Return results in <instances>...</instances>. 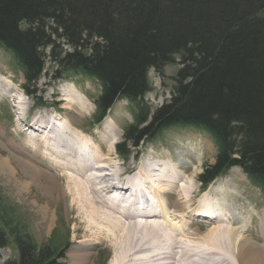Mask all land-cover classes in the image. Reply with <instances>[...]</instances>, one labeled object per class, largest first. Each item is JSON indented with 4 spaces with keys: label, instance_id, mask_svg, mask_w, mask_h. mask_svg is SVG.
Masks as SVG:
<instances>
[{
    "label": "trees",
    "instance_id": "16d2710c",
    "mask_svg": "<svg viewBox=\"0 0 264 264\" xmlns=\"http://www.w3.org/2000/svg\"><path fill=\"white\" fill-rule=\"evenodd\" d=\"M0 46L33 87L47 59L100 79L101 115L119 97L142 99L150 69L164 74L178 59L172 99L153 114L142 108L126 141L138 146L166 126L194 125L220 145L203 183L239 165L264 184V0H0ZM8 246L0 227V249ZM17 246L6 264H64L68 248L57 252L29 235Z\"/></svg>",
    "mask_w": 264,
    "mask_h": 264
},
{
    "label": "rangeland",
    "instance_id": "374dc122",
    "mask_svg": "<svg viewBox=\"0 0 264 264\" xmlns=\"http://www.w3.org/2000/svg\"><path fill=\"white\" fill-rule=\"evenodd\" d=\"M10 57L13 58L10 53L6 52L4 48L0 47V73H5L4 71H7V73H9L7 77L12 78L11 80L14 83V87L16 88L18 87L17 85H22L25 81L20 68ZM180 67L181 65L178 64L177 59V63L167 65V67L165 68V74H159L155 71V69L150 70L149 79L151 83V91H149L142 100V104L145 108H149V111L152 112L153 110L161 106L166 100L171 98L174 86L176 84L175 78L177 77V73L180 70ZM13 68H15V70H12ZM45 69L46 76L42 75L41 77V80L37 86L41 91L38 92L35 100L37 99L38 95H41L43 100L49 102L57 101L61 109L65 111V113H63V116L66 115L64 116L66 117L64 120H66L67 124L69 120H71L73 123H76L75 125L77 127L81 126L85 129L91 128V123L95 120L96 117V113L92 115L95 111V105H93L92 99L90 98V102L92 103L90 109L88 108V101H86L85 99H83V103H81L82 105H85L87 103L85 106H83L84 108L80 103H76V101H73L74 104L72 105V107H68V102L71 98L69 97V87L67 83L72 82L76 84V90L78 91V94L82 95L83 93H85L86 95H91L94 101H96L101 91L99 83L94 79H90L84 75H79L72 72H67L65 74V77H67L66 79L55 81V77L58 74V68L56 67L55 62L50 61L49 59L46 63ZM4 83L5 82L3 79L0 80V89L3 90V96L0 94V99L5 103L10 104L12 108L10 116L15 115L18 118L15 111L16 109L14 108L15 104L13 102V98L10 97V95H12L11 92H14L16 90L15 88H11L7 83ZM63 88L66 89L63 90ZM70 90L71 92L74 91L73 87L70 88ZM66 94L68 96H66ZM33 101L34 100H32V102ZM25 107V102H20L19 108L22 112H24V116L26 114ZM43 108L46 109L48 107L43 106ZM7 111L8 106H4L3 108L1 107V121H6L3 116L7 115ZM40 111L44 110L42 109ZM136 113V104H127L126 102L117 103L111 115L114 123L109 121L110 123L107 124H111L113 125L112 127H116L115 129L117 133H119L117 136L118 140L124 139V131L126 127L133 121V117L135 119ZM44 114L50 115V112L48 111ZM25 122L28 123L26 120ZM18 123L19 122L16 119L12 124H4L2 126L5 130L4 132H2L4 137H2L0 131V159H2V162L0 163L4 165L6 161H9V165H11L10 168L12 170L11 172H0V227L6 230L10 239V246L0 249V264H6L9 260L15 259L18 256L19 251L17 246V239L21 235H29L33 237L39 245H48L50 247H53L57 252L68 247L64 260H61L65 264H111L113 257L118 254H120L121 256H123L122 254L126 255L123 256L122 261L120 260L121 262L119 264L136 263L132 262V259H136L138 262L144 261L148 264H158V262L163 258L168 259L167 264H172V261L178 259L177 254L173 255V253H170L172 252L171 249H167L168 245L170 244V237L166 236V234L164 235L163 233H161L163 235L161 242L164 243L165 246L161 247L162 249L160 250V252L159 250L155 251L152 248L151 244L148 243L151 242V237L147 236L144 241H141L146 244L148 255H134L133 258L130 257L132 255H130L129 253L125 254L127 249L124 251V248L121 252L120 250H118L120 241L123 239V231L119 234V236H117V238L113 237V234L111 233H104L105 237L104 235H99V238L95 237L94 235L97 229H94L92 231L90 230L88 218L83 213L80 214L81 209L79 206L78 209L77 206L72 205V197L67 194L66 199L61 200V192L63 193L64 187L63 190L60 191L61 184L60 182H58L60 180V176L58 177L53 171L46 169L44 170L49 171L47 172L48 174H46L49 177L44 176V179L46 180H44V182L48 186V193L47 196L46 193L43 194V191L41 190V177L39 180L35 179L31 175H26L23 169L25 164L24 157H26V155L22 153V149L25 148L26 150H29L26 140L31 137V134L37 135L38 132L34 129L25 130L26 123ZM12 125L15 127V131L17 132V134H14V132L11 131ZM67 127L69 129V127L71 126L68 125ZM103 127L104 126H100L98 130L91 132L100 137L102 136V132L106 130V128ZM55 128L57 129V127ZM70 129L74 131L72 127ZM117 133L113 132L112 129H108L104 132V136L106 137L105 143L110 149L108 151L111 158L110 162H116V160L113 159L115 155L113 153V149H111L112 147L110 145V142L114 140ZM28 135L30 137H28ZM39 135L41 137H44L45 135L51 136V133L48 134L46 131L45 134ZM72 135V133H69L70 137ZM100 150L101 149L99 146V151ZM135 151L137 152L138 150ZM217 151L218 146L216 141L206 132L189 126H176L164 131L161 135H159L152 142H149L146 146L144 145L142 147L140 159L145 155L153 153L158 159L162 161V165H167V167L173 165H182L179 167V169L182 170L181 173L183 175L186 174L190 176H188L189 178H187L186 180L183 178V182H187L188 179H191L193 175H196L194 180H192L193 182L191 185V190H189L192 192V201L189 199L190 195L187 192L185 197L188 200H184L182 202V204H185L187 206L191 202L190 204H192V207L185 210L186 206L183 205L181 206V209L179 208L180 211H184V213L182 214L183 217L185 215H192L195 209L202 207V205L206 201L207 203L213 201L214 198V201L221 202L222 204H224V206H226L227 204L231 210V213L237 212L238 218L229 217V222L231 223L229 228L234 224V226H236V224L241 222V225L244 226L239 230V233L243 234L250 241L256 243V245L262 247L263 236L262 231L260 230V222L262 223L264 219V191L258 187V182L251 180V178L247 177L241 170L232 169V172L229 171L225 176L220 177L213 183L217 186V192H213V194L211 193L209 195L211 197H207L208 200H203V191H199V189H201V184H199V180L195 181V179L199 175L200 170L195 171L194 168L198 167V164L201 165L202 163V167H204V165L207 163L214 164ZM40 157L42 156H37V160H39ZM150 158L151 156L149 157V159ZM120 163L122 168L127 170L135 169L139 161L138 158L132 159V157H130L126 160L121 158ZM30 164H32L37 169L40 168V170H43V168L37 165V162H34V160L32 161V159H30ZM121 166L119 169L123 171ZM148 169L153 172L149 167ZM40 175L42 174H37V176ZM58 175H60V173H58ZM51 177L57 178L58 181H56V185L55 182L50 181ZM180 178L182 177L180 176ZM55 186H57L56 188H58L57 191L54 188ZM176 190L178 189L176 188L174 190L165 191L166 195L169 194V198L171 197L169 208L171 207V205L178 206V204L176 203V196L174 197L173 195L176 193ZM233 199H235L234 201L236 202H234ZM239 205H241L243 209L238 208ZM231 213H228L226 215H230ZM79 214L80 216H82V218L79 217ZM258 217H261L260 221ZM199 218L203 219V217ZM158 219L161 218H157L156 220ZM187 219L188 218H186L185 220ZM191 219H193V217ZM205 220L193 222L194 225L197 224V226L190 225V227H188V230L191 232H195V230H198L196 232L197 235L192 234V236L194 237L192 240L193 246L186 254V257L189 258L188 260H191V262H189L188 264H241L240 261L237 260L241 256L240 247L242 246L239 247L235 244L231 246L227 242L226 246H228L229 248H226L223 243L227 237L222 238L221 234L222 240H217L213 237V235H209V230L214 227V222L211 219ZM188 221L190 222V220ZM233 221L235 222L233 223ZM125 230L131 231L133 235L141 238L139 235L140 229L132 226H127ZM144 233H148L153 236L157 234L154 231H149L148 229L144 231ZM186 238H189V236H187ZM84 240H89L86 243L84 242V244H87L86 249L81 246V244H83L82 241ZM115 243L118 244L115 245ZM207 245L209 246L208 250ZM210 247L213 251L217 250L218 248L219 251L217 252L220 253H213ZM81 249L85 250V252L82 253L83 259L77 260L76 257L79 254L78 250ZM192 249H195V251H193ZM163 252L165 254L162 255V259H159L158 256ZM204 252L207 253V256L202 254Z\"/></svg>",
    "mask_w": 264,
    "mask_h": 264
},
{
    "label": "bare ground",
    "instance_id": "6f19581e",
    "mask_svg": "<svg viewBox=\"0 0 264 264\" xmlns=\"http://www.w3.org/2000/svg\"><path fill=\"white\" fill-rule=\"evenodd\" d=\"M4 84H6V83H4ZM2 87H3V85H2ZM73 90L74 91L71 92V90L69 88V95H70L69 97L71 99L69 98L70 100L68 102V107H72V105L74 104L73 101H76V103L78 102L80 104L83 103L82 100L84 98H82V96L80 94H78V92L75 88H73ZM0 94L3 96V90L2 89H0ZM66 96H68V95L66 94ZM10 97L13 98V95H10ZM13 102L15 104L14 108L16 109L15 111H16V114L18 116V118H17V120L19 122L18 124H25L26 122L24 119V117H25L24 112H22L19 108L20 101L17 102L13 98ZM21 103H23V102H21ZM85 105L81 104L82 107ZM79 112H80V110H79ZM58 121H60L61 123L62 122L64 123L62 116L57 114L54 117V121L50 120L49 122H47L46 120H38L33 124H29V123L25 124L26 125L25 130L34 129L39 134H45L46 131L48 134L51 133V136L45 135L44 137H41L37 133V135L40 137L38 142H37V140H34L33 138H31L28 135V137H30V138H28L26 140V142L28 144L29 150H26L25 148L22 149V153H24V152L27 153V154H24V155H26V157H24V162H25L24 168H23L25 171L24 173L26 175H31L32 177H34L35 179H38V180L41 177V179H40L41 183H42V189L41 190L43 191V194L46 193V196L48 193V190H47L48 186L44 182V180H45L44 176H47L46 174H48L47 172H49V171H46L47 169L46 170H44V169L40 170V168L37 169L32 164H30V159H32V161L34 160V162H36L37 156L41 155L42 157H45V154H47V152H45L43 150V147L44 146H52V144H56V143L57 144H59V143L60 144H67L70 146L71 149H74V144L69 143L67 137L64 135V134L68 135L70 133L69 130H71L70 128L72 127V124L70 122H68V124H66L65 126L57 127V129L55 128L56 126H54V125L51 126L52 122L58 123ZM68 125L71 126V127H69V129L67 127ZM73 129H74L73 133L77 132L75 130V128H73ZM77 133L79 134V132H77ZM37 143H39V144H37ZM85 143L87 144L88 140H86ZM92 146L96 148V145L91 144V147ZM29 151H30V153H29ZM81 151H84V149L81 148ZM97 151H99V146H98ZM55 152H57L58 156L66 159L68 161L76 159L75 155H69L68 157H64L63 154L61 153V151L55 150ZM100 155H102V152H100V154H98V156H100ZM104 156L105 157H103L101 160V162L103 164L101 165L100 168H94V165H95L94 162H86L85 163L86 160H83L84 163H81L79 166H73L70 163H67L64 167H62V172L60 173V175H58L54 172L58 177L60 176V180L58 181L57 178L51 177L50 181L55 182V185H56V181L60 182V184H61L60 191H62L63 187H64L63 193L61 192V194H62L61 200H65L67 194L72 197V205L77 206V207L79 206L81 209L80 214L83 213L88 218V224H90V230L92 231L94 229H97L96 232L94 231L95 237L99 238V235H104V233H111V234H113V237L117 238V236H119V234L123 231V239L120 241L118 250H120V252H121L122 249L125 248L124 251L127 249L128 251L126 250V253L125 252L124 253L125 254L129 253L130 255H132V256H130L132 258L134 255L137 256V255H142V254L148 253L146 250V244H144V242H143L147 236L151 237V240H150L151 242H148V243L151 244L152 248L155 251L159 250V252H160V250L162 249L161 247L165 246V244L161 242L162 238H163V235L161 233H163L164 235L166 234V236L170 237V244L168 245L167 249L170 248L172 251L170 253H173V255L177 254L178 259H175L174 261H172V264L173 263L174 264L175 263L176 264H185V263L188 264L189 262H191V260H188L189 258L186 257V254L191 249V247L193 246L192 240L194 237L192 236V234L197 235L196 232L198 230H195V232H191L188 230V226L185 225V224H188L187 220H185L188 216L185 215L183 217L182 214L184 213V211H180L179 208L181 209V206L185 205V204H182V202L184 200L185 201L188 200L185 197L187 192L190 195L189 199L192 201V192L189 190H191V185L193 182L192 180H194L196 175H193L191 179H188L189 183H188V181L183 182L182 181L183 177L179 178L178 181L177 180L174 181V177H178V173L176 171V168H179V167L176 165L169 166V167H167V165H165L167 167V169L161 170V171H156V170L153 171L152 170L153 172H151L148 169V166L143 167L141 165L140 173L143 175V177L145 179L146 188L151 189L152 185L156 186L154 188V194H155L154 197L157 198L159 200V202L161 203V209L158 211L157 210L144 211V210L140 209L139 210L140 214H137V212H134V214H133V210H131L127 204L125 206H120V207H118V205H120V203L125 202L124 195L130 190L137 192L136 197H135V199H136L135 203L140 201V200H143L142 199L143 194L141 193V195H140L139 188H137L138 185L135 186L131 183L132 188L127 187L128 181H126L124 183L123 182L124 179L122 178L124 172L121 169H119L120 166H118L116 162H110V160H111L110 153H108L107 155H104ZM0 162H2V159H0ZM9 164H10L9 161L8 162L6 161L4 163L5 166L0 163V172H11L12 171L10 168L11 165H9ZM233 170H236V169H233ZM85 172H91V174L87 175V174H85ZM39 173H41L42 175L37 176V174H39ZM194 173H195V171H194ZM47 177H49V176H47ZM152 181H155V183H153ZM180 183H181V186H180ZM177 185H178V187H177ZM56 187L57 186H55L54 188L57 191L58 188H56ZM176 188L178 190H176V193L173 195H174V197L176 196V200H177L176 203L178 204V206L171 205V207L169 208L166 206L165 199L162 195L166 194L165 191L174 190ZM213 188H214V186H212L210 189V193L212 192V194H213V192H217V189L215 188V190H216L215 191ZM118 192H119V194H118ZM115 193L118 196H115L114 195ZM208 196H209V194L204 195L203 200L204 199L208 200V198H207ZM209 197H211V196H209ZM234 200L235 199H233V201ZM52 202H53V199H52ZM234 202H236V201H234ZM190 203L188 206L185 205L186 206L185 210L192 207V204H190ZM218 203H221V202L214 201V199H213V201L208 202V203L206 201L202 205V207H199L200 209L199 208L195 209V211L192 215H194V216L196 215L198 217H203V219H208V220L211 219L214 222V227H212V229L209 230V235H213V237L217 240L218 239L222 240L223 237H227L223 243V245L226 248L228 247V246H226L227 242L231 246L233 244L238 245L239 247L242 246V247H240L241 248V252H240L241 256L237 260V261H240L241 264H264V260H263V257H264V219L262 218L263 221H262V223L260 222V230L262 231V236H263L262 247H260L259 245H256V243L250 241L243 234L239 233V230L244 226V225L243 226L241 225L242 224L241 222L236 224V226H234L235 225L234 224L233 226H231L229 228V226L231 225V223L229 222V217L238 218L237 212L231 213V210L227 204H226V206L223 207L224 204L222 205V204H218ZM80 205L83 207H81ZM79 207H78V209H79ZM227 208H228V210H227ZM238 208L243 209V207L241 205H239ZM225 213H231V214L228 217H223V215ZM80 214H79V217L82 218V216H80ZM263 217H264V214H263ZM157 218H161V219L156 220ZM260 218L261 217H258L259 221H260ZM234 222L235 221H233V223ZM127 226H132V227H135L137 229H140L139 235L141 238H138V237H136V235H133L131 231L125 230L127 228ZM147 229L149 231H154L157 234L153 236L151 234L144 233V231H146ZM221 234H222V238H221ZM187 236H189V238H186ZM104 237H105V235H104ZM113 239H115V238H113ZM141 240H143V241H141ZM207 240H208V238H207ZM88 241L89 240L82 241L83 244H81V246L86 249L87 244H84V242L86 243ZM116 242H117V240H116ZM117 244L115 243V245H117ZM158 245H159V248H158ZM210 246H211V244H210ZM208 248H209V246L207 245V250H208ZM210 249H211V247H210ZM192 250L195 251V249H192ZM211 251L213 253H218L217 251H219V249L217 248V250H215V251H213L211 249ZM83 252H85L84 249L78 250L79 254L76 257L77 260L83 259V254H82ZM159 252H157V253H159ZM163 254H165V253L164 252L160 253L158 258L160 259ZM202 254L207 256L206 252H204ZM122 255L126 256L124 254H122ZM123 256H121L120 254L115 255L112 259L111 264H119L122 261ZM233 256H230V257H233ZM167 261H168V259L163 258L162 260H160L158 262V264H165V263L167 264ZM132 262H136L133 264H148L144 261L138 262L136 259H132ZM236 264H238V263H236Z\"/></svg>",
    "mask_w": 264,
    "mask_h": 264
}]
</instances>
